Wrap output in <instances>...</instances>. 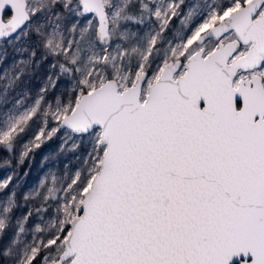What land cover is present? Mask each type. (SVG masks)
Masks as SVG:
<instances>
[{"label":"snow or ice","instance_id":"1","mask_svg":"<svg viewBox=\"0 0 264 264\" xmlns=\"http://www.w3.org/2000/svg\"><path fill=\"white\" fill-rule=\"evenodd\" d=\"M182 6L188 34L162 48ZM29 33L59 74L0 114V146L35 118V140L65 128L90 148L66 184L23 197L0 264H264V0H0V39ZM30 63L0 76V104ZM17 207L0 202V236Z\"/></svg>","mask_w":264,"mask_h":264},{"label":"rangeland","instance_id":"2","mask_svg":"<svg viewBox=\"0 0 264 264\" xmlns=\"http://www.w3.org/2000/svg\"><path fill=\"white\" fill-rule=\"evenodd\" d=\"M196 2L198 0H185V5ZM188 10V7L182 6V14L170 21L168 28L163 33L164 41L160 45L162 48H166L168 42H179L178 36L188 34V29L183 28L180 23ZM33 51L36 52L35 57L31 56ZM43 54L41 38L34 33H29L26 38L22 37L19 41L15 38L0 39V76H3L5 72L11 74L16 71L14 65L21 59L31 61L22 82L15 91L9 93L8 103L0 104V114L6 108L10 109L16 99L24 100V108L32 104L40 90L49 84V77L55 79L59 74V69L52 67V64L55 63L54 58L49 56L44 59ZM157 59L159 60V57ZM61 78L56 82L57 86L55 88L48 87L45 94L46 101L53 106H55V98L58 96L66 100L68 80ZM3 83L4 81L0 80V86ZM22 90L27 91L26 97L17 95ZM41 127H43L42 122L34 118L29 122L27 129L17 138L11 152L0 146V182L11 177L8 187L0 190V202L15 192V199L19 205L11 214L10 227L0 236V249L7 247L13 239L16 231V219L24 215L31 204L37 202L29 200L26 204L23 199L25 195L34 191H45L46 187L52 186L54 177L57 186L66 184L75 171L84 167L83 161L90 148L88 138L82 139L64 128L54 133L50 139L41 137L37 141L35 137L39 134ZM53 127H56V123L50 120L47 129ZM37 143L40 145L39 147H35ZM24 145H29L30 150L21 160L22 153L26 151ZM41 182L44 183L45 188H41ZM38 222V218L34 216L29 222V228ZM27 239L31 240L30 234Z\"/></svg>","mask_w":264,"mask_h":264},{"label":"trees","instance_id":"3","mask_svg":"<svg viewBox=\"0 0 264 264\" xmlns=\"http://www.w3.org/2000/svg\"><path fill=\"white\" fill-rule=\"evenodd\" d=\"M61 79H66V78L62 77ZM33 217H34V216H33Z\"/></svg>","mask_w":264,"mask_h":264},{"label":"water","instance_id":"4","mask_svg":"<svg viewBox=\"0 0 264 264\" xmlns=\"http://www.w3.org/2000/svg\"><path fill=\"white\" fill-rule=\"evenodd\" d=\"M61 129H64V128H61Z\"/></svg>","mask_w":264,"mask_h":264}]
</instances>
